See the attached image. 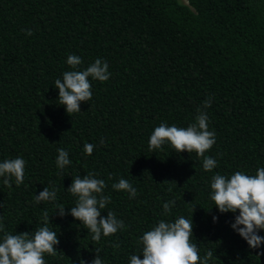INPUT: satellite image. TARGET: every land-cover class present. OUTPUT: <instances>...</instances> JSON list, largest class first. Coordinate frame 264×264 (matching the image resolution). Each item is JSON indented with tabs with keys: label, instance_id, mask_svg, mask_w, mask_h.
<instances>
[{
	"label": "trees",
	"instance_id": "obj_1",
	"mask_svg": "<svg viewBox=\"0 0 264 264\" xmlns=\"http://www.w3.org/2000/svg\"><path fill=\"white\" fill-rule=\"evenodd\" d=\"M69 55L81 59L78 70L99 58L111 73L106 82L89 77L92 97L70 116L55 89L72 70ZM198 109L215 133L205 153L217 161L212 171L195 152L149 151L156 127L186 128ZM59 148L70 161L63 169ZM15 158L25 161L24 180L8 187L0 177V242L6 233L31 237L47 211L59 243L45 264H91L97 248L103 264H130L144 233L181 216L192 220L201 260L211 250L208 264H264V244L250 249L231 227L239 213H219L210 199L214 175L264 168V0H0V162ZM88 173L110 197L101 216L111 211L124 225L98 243L68 214L77 198L67 189ZM120 179L134 198L112 188ZM45 187L56 200L36 204Z\"/></svg>",
	"mask_w": 264,
	"mask_h": 264
},
{
	"label": "clouds",
	"instance_id": "obj_2",
	"mask_svg": "<svg viewBox=\"0 0 264 264\" xmlns=\"http://www.w3.org/2000/svg\"><path fill=\"white\" fill-rule=\"evenodd\" d=\"M27 35H32L31 31ZM67 64L72 70L63 73L62 79L55 81V89H58V102L63 106L67 115L80 112L82 102H87L92 97L91 83L89 77L99 82H106L111 73L108 64L101 59H96L86 70H78L82 63L75 55H69ZM211 106L210 99L203 102V109ZM199 115L195 122L186 128L167 126L161 123L152 132L149 141V151L161 149L163 145H169L176 153L195 152L197 157H203V170L212 171L217 166V161L205 156V153L215 144V133L208 130V116L205 111L198 109ZM103 143V141H101ZM94 145L85 144L86 155H91ZM58 156L56 166L63 169L69 165L68 152L57 149ZM25 172V161L15 158L0 162V177L3 183L11 187L12 178L19 186L23 183ZM106 187L105 182L95 178L94 173H88L83 178L77 176L72 180L67 191L76 197V204L70 208L68 214L77 220L91 233V239L99 242L101 235L108 237L114 235L124 227L123 222L118 220L115 213L109 211L106 216H101V209L110 202V197L103 195ZM116 191L129 193L130 198L136 196V189L128 180L120 179L112 185ZM210 199L214 202L219 213H239L231 225L232 229L246 241L250 249H259L264 244V236L258 232L264 231V168H259L255 175H246L237 171L230 178L220 174L212 177L210 184ZM56 200V190L49 191L45 187L39 195L35 196V203ZM174 201L163 205L165 214L171 211ZM65 207L57 205V214L65 215ZM217 217H213L215 222ZM44 226L34 232L31 237L29 233L5 234L0 242V264H45V254L55 256L56 245L59 240L57 232L50 230V217L45 211L43 213ZM192 220L183 216L174 222L160 221L152 230L147 231L138 241L142 245V255H132L130 264H208L213 257L211 250L207 251L201 260L197 246L192 243ZM4 231L0 224V232ZM114 247L119 248L116 244ZM100 249L95 250V258L91 264H103L100 257ZM264 252H257V256ZM143 257L142 259L140 257ZM81 264H84L81 261Z\"/></svg>",
	"mask_w": 264,
	"mask_h": 264
},
{
	"label": "rangeland",
	"instance_id": "obj_3",
	"mask_svg": "<svg viewBox=\"0 0 264 264\" xmlns=\"http://www.w3.org/2000/svg\"><path fill=\"white\" fill-rule=\"evenodd\" d=\"M180 1H182L183 3H185V0H180Z\"/></svg>",
	"mask_w": 264,
	"mask_h": 264
}]
</instances>
